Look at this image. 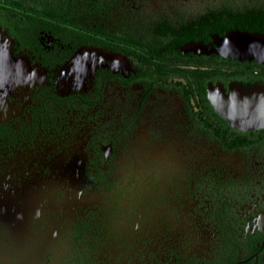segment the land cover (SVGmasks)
<instances>
[{
  "label": "flooded vegetation",
  "instance_id": "1",
  "mask_svg": "<svg viewBox=\"0 0 264 264\" xmlns=\"http://www.w3.org/2000/svg\"><path fill=\"white\" fill-rule=\"evenodd\" d=\"M264 0H0V264H264V127L211 95L264 63L181 51Z\"/></svg>",
  "mask_w": 264,
  "mask_h": 264
},
{
  "label": "water",
  "instance_id": "2",
  "mask_svg": "<svg viewBox=\"0 0 264 264\" xmlns=\"http://www.w3.org/2000/svg\"><path fill=\"white\" fill-rule=\"evenodd\" d=\"M181 51L196 54L214 53L222 57L241 60H253L264 63V31L227 30L222 36L216 37L213 43L188 41L181 46ZM4 51L0 49V75L6 73ZM211 102L218 113L231 125L241 129L264 127V83L254 81L240 84H229L228 93L212 94Z\"/></svg>",
  "mask_w": 264,
  "mask_h": 264
}]
</instances>
